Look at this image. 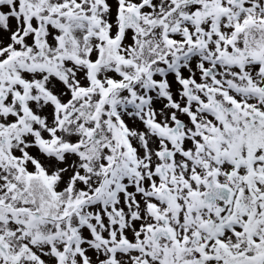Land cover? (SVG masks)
<instances>
[{"label": "snow or ice", "instance_id": "obj_1", "mask_svg": "<svg viewBox=\"0 0 264 264\" xmlns=\"http://www.w3.org/2000/svg\"><path fill=\"white\" fill-rule=\"evenodd\" d=\"M0 264H264V0H0Z\"/></svg>", "mask_w": 264, "mask_h": 264}]
</instances>
